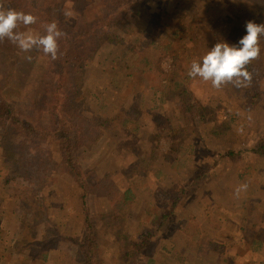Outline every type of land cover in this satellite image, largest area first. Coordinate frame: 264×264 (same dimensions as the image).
<instances>
[{
    "label": "rangeland",
    "instance_id": "rangeland-1",
    "mask_svg": "<svg viewBox=\"0 0 264 264\" xmlns=\"http://www.w3.org/2000/svg\"><path fill=\"white\" fill-rule=\"evenodd\" d=\"M168 2L150 0L148 3L150 9L162 10L171 8ZM172 2V7L175 4L183 7L179 12L186 16L185 22L179 23L176 17L180 39L166 50L159 48L161 58L156 70H143L138 62L140 57L130 50L131 39L136 37V23L132 21L114 34L115 41L121 40L119 44L106 46L95 62H89L83 69V86L91 92L104 85L107 90L120 85L116 92L112 91L109 108L98 114L104 118L110 113L112 117L120 115L117 123H121L122 115L128 114L129 121L120 131L107 132L98 147L86 149L84 146L77 157L84 167L102 165L130 181L137 193L136 200L127 209L119 208L117 216L107 221L109 216L104 214L109 206L105 199L89 191L85 198L80 197L81 191L61 163L59 150L52 140L16 133L13 140L22 141L21 150L25 153L18 151L15 157H30L28 168L34 166L37 176L32 175L30 180L13 179V170L0 162V264H40L49 253L52 257L46 264H82L79 246L86 218L91 220L98 241V264H123L120 245L128 248L141 233L153 229V220L168 210L165 204L161 205V191L172 186L175 189L169 195V203L174 205L175 198L177 211L173 219L160 224L167 228L166 232L161 226L157 232L151 230L157 237L154 238L160 240V234L170 238L176 228L184 226L198 241L211 238L209 241L226 240L232 244L239 234L237 229L244 225L246 237L239 247L243 258L250 256L251 237L264 241V152L252 151L256 145H264V37L259 41V58L247 66L252 81L246 88L237 89L228 84L217 90L210 82L186 74L192 61H202L216 43L223 41L238 46L239 39L246 35L247 21L264 23V2L192 0L191 8L187 3L185 7L183 0ZM99 3L100 0H0L5 10L12 8L38 17L34 25H18V32L44 34L41 25L53 21H59L66 29L58 41L56 60L36 49L23 52L7 39L0 41V85L5 91L0 93L1 100L13 104L19 116L36 128L58 127L54 103L56 93L60 94L57 69L63 60L61 42L66 39L78 44L87 30L96 32L102 27H96L97 16L103 13ZM126 3L120 0V5ZM104 27L107 30L109 23ZM141 28L145 34L153 35L149 24L140 25ZM163 36L153 38H158L159 47ZM139 38L143 44L150 42H146L145 36ZM26 56H31V61ZM107 56L109 60H105ZM31 65L36 75H30ZM115 74L118 80L108 82ZM166 77L169 81L164 82ZM173 79H181L192 90L197 100L192 113L183 111L173 93L166 94L167 85ZM123 102L126 107H122ZM79 118L89 119L88 116ZM8 130L0 125V141L4 138L11 148ZM109 138L110 142L106 143ZM101 148L105 152L100 155ZM241 184H247V190L236 198L234 189ZM16 186L20 187V193L25 191L32 198L27 201L24 213L18 208ZM22 197L21 207L24 194ZM207 213H210L209 220ZM229 224L235 229L228 231ZM176 234L178 237L182 231ZM173 242V253L183 259L178 264H199L195 248L186 245L183 239H173ZM234 248L236 244L230 249L235 251ZM145 250L148 253V244ZM262 251L263 256L257 257L256 253L249 259L258 264V258L264 259V247ZM173 253L166 254L174 258Z\"/></svg>",
    "mask_w": 264,
    "mask_h": 264
},
{
    "label": "trees",
    "instance_id": "trees-1",
    "mask_svg": "<svg viewBox=\"0 0 264 264\" xmlns=\"http://www.w3.org/2000/svg\"><path fill=\"white\" fill-rule=\"evenodd\" d=\"M142 1L143 0H126L127 3L125 5H120V0H100L98 8L101 9L103 13L97 16L99 21L96 24V27H102L97 28L96 32H90L87 30V34L78 44H76V41L69 42L66 39H62L61 50L63 52V60L60 61V66L57 69L59 77L57 82V92L60 94L57 95L56 93L54 103L56 116L59 117L57 119L58 127L56 129L51 130L50 127L36 128L33 124L25 121L19 116V113L13 104H8L6 101L1 100L0 97V125L5 130L10 129L7 133L11 135L9 139L12 142L10 148L5 139H1L0 162H2L3 166L7 169L11 168L13 170V179L20 177L24 180H30L32 175L35 177L37 176L34 174V172H37L34 169V166L33 168H28V162L31 164L32 161L30 160V157H15V154H17L16 152L20 151L22 154L25 152L21 150L23 147L21 144L22 141L13 140L14 135H16V133L24 135L35 134L41 136V139L48 137L57 146L60 153L61 163H63L65 169L71 174L74 182L81 191L80 197L85 198L87 193L92 192L105 199L109 206V209H107L104 214V217L109 216L107 221H110L117 216L119 208L127 209L134 203L137 198L134 185L130 181L125 180L120 174L103 168L102 165L97 167H94L93 165L84 167L82 161L79 160L77 155L84 146L86 149L98 147L99 142L106 138L107 132L120 131L129 119L128 114L122 115L121 123H117L120 115L112 117L110 113L108 117L104 118V115L101 116L98 114V112L104 108H109L108 102L112 95V91L116 92L120 85H115V88L110 90L105 89L104 85L101 86L100 89L91 92L89 88L83 86V69L86 68L89 62L94 63L95 61L93 60L100 55V52L103 51L106 46L114 45V42L119 44L121 40L115 41L114 34L118 31L121 32L124 30L123 28L125 24L132 21V23H136L134 27L136 37L133 36L131 39L132 44L129 45L130 50L134 52V55L140 57L138 62L143 70H156L157 63L161 58L159 48L166 50L170 46L175 45L180 39V28L175 22L176 17L179 18V23H182L185 22L184 19L186 16L179 12V9H183L179 4H175V6L172 7V0H169L168 2V7L171 8L166 9V7H163L162 10L161 8L157 9L156 7L150 9V3H148L150 0H144V3L141 4ZM262 1L264 2V0ZM183 2L185 7L186 3L190 8L194 5L192 0H183ZM173 8H175V11L171 10ZM209 15L212 14L209 13ZM194 18H200V16H194ZM55 22L57 23L59 30L65 34L66 29L62 28L64 25L59 21ZM106 23H109L110 25L107 30L104 29ZM146 24L151 26L153 35H148V33L145 34L143 28L140 29V25L145 26ZM170 28L173 29L171 32ZM136 29H138V32ZM160 35H164V38L160 43L162 47H159L158 38L153 40L154 36L158 37ZM140 36H145L146 42L148 40L150 42L147 45L143 44L142 39L139 38ZM137 43L138 45L136 46ZM206 44L209 45L210 43L206 42ZM105 60H109V56H107ZM30 69V75H36L35 68L32 65L30 66ZM117 80L118 75L115 74L112 80H109L108 82L115 83ZM167 81H169V79L166 77L164 82ZM2 86L3 85L1 84L0 93L5 92L1 90ZM167 89L166 94L170 93L172 96L173 93L176 100L180 102L183 111L189 110L190 113L194 111V108L197 106V100L195 101L192 90L189 89L181 79L171 80V84L168 83ZM125 104L126 102H123L122 107H126ZM81 116H88L89 119L85 121L79 118ZM74 121L77 124H75ZM110 140L111 138H109L106 143L110 142ZM103 150L104 148H101L100 155L105 152ZM252 151L255 153H263L264 145H256L252 148ZM144 155L147 156L146 153ZM11 156L14 157L12 158ZM106 165H109V163L106 162ZM116 176H121V179H116ZM174 189L175 187L172 186L169 189H166L165 192H162L159 187L158 191H161V205L165 204L168 207V210L164 215L160 214L159 218L156 217L153 220V223H155L153 229H148V232L141 233L139 239L130 243L128 248L120 245L124 255L123 264H164L167 262L168 264H178V261H183V259H181V257L179 259L176 252L173 253V239H183L185 240L186 245L195 248L194 253L200 260L199 264H257L249 258H252V255L256 253L257 257H260V255L263 256L262 249L264 247V241L257 236L251 237L249 242L250 256L243 258L242 253H239V247L242 245L241 241L246 237L247 231L244 225L237 229L239 234L234 238L232 244H229L226 240L222 242L209 241L211 238L209 240L206 238L198 241L197 237L186 231L189 229L184 228V226L176 228L173 232L174 235L172 234L170 238L160 234L161 241L156 239L157 237L151 233V230L157 232L161 226L163 232H166L167 228L160 224L164 223L167 219H173L177 211L175 207V204L177 205L175 198L173 199L174 205L169 203V195ZM14 192L15 197H17V195L19 196L18 208L22 210L21 213H24L27 209V201L32 198H29L28 195L25 194V191L20 193V187L18 186L14 188ZM181 193H185V191L182 190ZM23 194L27 203L24 201L23 207H21ZM177 196H179V194L176 195V197ZM81 203L84 204V201H81ZM206 216L209 220L210 213H207ZM207 222L205 223L209 225ZM227 228L228 231L235 229V227L230 224L227 225ZM178 231H182V234L184 233V235L181 234L176 237ZM83 232L84 234L79 246V259L82 264H98L96 258L98 241L95 237L94 226L88 218H86L85 229L83 227ZM147 244L148 253L145 250ZM234 244H236L237 248H234L235 251H232L230 248H232ZM212 251H215L216 253L212 254ZM170 252L174 254V258L166 254ZM152 253L154 254L151 255ZM258 259V264H264V259Z\"/></svg>",
    "mask_w": 264,
    "mask_h": 264
},
{
    "label": "clouds",
    "instance_id": "clouds-1",
    "mask_svg": "<svg viewBox=\"0 0 264 264\" xmlns=\"http://www.w3.org/2000/svg\"><path fill=\"white\" fill-rule=\"evenodd\" d=\"M37 21L38 17L31 13L12 8L5 10L0 5V41L7 39L23 52L36 49L56 60L58 41L64 36L56 22L43 23L41 26L44 34L40 35L16 31L20 24L27 27L36 24ZM245 28L246 35L239 39L238 46L223 41L216 43L203 56L202 61H192L187 76L193 79L199 77L204 82H210L211 87L217 90L228 84L237 89L248 87L252 81V74L247 66L259 58L261 52L259 41L264 37V23L257 24L250 20L246 22ZM25 58L29 61L32 59L31 56ZM247 187V184L238 185L234 189V196L239 198L242 192H246Z\"/></svg>",
    "mask_w": 264,
    "mask_h": 264
},
{
    "label": "crops",
    "instance_id": "crops-1",
    "mask_svg": "<svg viewBox=\"0 0 264 264\" xmlns=\"http://www.w3.org/2000/svg\"><path fill=\"white\" fill-rule=\"evenodd\" d=\"M51 255H52V253L47 254V256L41 261L40 264H46V263L50 260V258L52 257ZM57 260H58V259H56V261H57ZM74 260L76 261V258H74ZM48 263H49V262H48ZM61 264H63V263H61Z\"/></svg>",
    "mask_w": 264,
    "mask_h": 264
}]
</instances>
